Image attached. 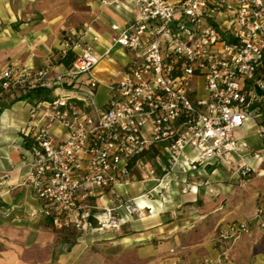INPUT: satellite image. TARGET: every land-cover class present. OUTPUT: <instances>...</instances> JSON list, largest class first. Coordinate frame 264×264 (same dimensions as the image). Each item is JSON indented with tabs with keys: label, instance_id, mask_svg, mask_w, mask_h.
I'll list each match as a JSON object with an SVG mask.
<instances>
[{
	"label": "built area",
	"instance_id": "obj_1",
	"mask_svg": "<svg viewBox=\"0 0 264 264\" xmlns=\"http://www.w3.org/2000/svg\"><path fill=\"white\" fill-rule=\"evenodd\" d=\"M132 4L129 21L111 23L112 44L127 49L131 60L110 76L101 104L95 100L97 80L91 70L110 47L99 54L72 32L60 42V56L74 54L61 72L48 74L47 66L14 59L0 67V90L27 96L38 88L64 90L29 100L28 119L19 127L33 154L22 183H31L41 212L53 224H65L70 213L80 210L74 218L80 225L89 212L78 202V189L128 184L127 174L153 146L165 152L162 172L157 175L156 167L144 162L143 175L155 181L147 192L159 194L171 193L172 180L181 182L182 192L193 187L178 172L223 165L241 180L254 171L248 154L260 158L235 130L253 127L264 138V0ZM120 206L127 214L151 209L128 197L106 206L97 221L117 226ZM250 221L264 229L263 205L247 219L222 224L218 237L233 240ZM228 251L225 247L219 257L226 258Z\"/></svg>",
	"mask_w": 264,
	"mask_h": 264
},
{
	"label": "crops",
	"instance_id": "obj_2",
	"mask_svg": "<svg viewBox=\"0 0 264 264\" xmlns=\"http://www.w3.org/2000/svg\"><path fill=\"white\" fill-rule=\"evenodd\" d=\"M132 14V0H114L108 4L102 0H0V67L14 59L35 68L47 66L48 74L61 72L64 65L60 61V42L66 33L72 32L81 43L89 42L99 54L110 47L91 70L97 85L101 83L105 87L107 96L110 76L127 68L131 60L127 49L112 44L115 31L111 23H126ZM93 34L98 38L93 40ZM112 49L124 59L117 60L110 53ZM57 92L64 90L48 91V97ZM29 100L20 90H0V264H264V229L257 223L250 221L248 230L233 240L220 239L213 228L218 217H223V224H227L247 219L256 206H264L262 156L248 157L260 173L238 180L236 187L230 181L222 182L236 177L229 167L223 166L224 177L213 179L219 180L213 183L215 186L211 179L203 184L197 181L193 170L206 172L204 166L198 165L186 174L178 172L179 177L185 175L193 185L180 196L165 191L147 192L155 182H135L132 168L127 174L128 184H118L116 188L92 187L91 192L78 189V202L89 215L82 218L78 237L60 231L59 228H75L74 218L80 210L70 213L65 224H53L41 212L40 198L31 183H22L33 161L29 143L19 129L28 119ZM240 129L235 130V135L244 138L237 135ZM243 129L256 133L253 127ZM250 147L258 151L264 148ZM126 185H131L128 191L121 189ZM139 185L141 189L137 193ZM174 185L180 188L181 182L172 180L170 187ZM212 191L216 199L210 198ZM128 197L151 209L143 208L139 218L129 225L88 224L89 218L101 217L106 206L117 205ZM186 201L197 207L178 208L180 204L187 205ZM212 201L220 204L211 208ZM221 205L224 209L218 208ZM117 210L121 219L129 218L122 206ZM103 229H109L106 237L101 238L98 232L86 236ZM225 247L229 248L228 256L219 257Z\"/></svg>",
	"mask_w": 264,
	"mask_h": 264
},
{
	"label": "rangeland",
	"instance_id": "obj_3",
	"mask_svg": "<svg viewBox=\"0 0 264 264\" xmlns=\"http://www.w3.org/2000/svg\"><path fill=\"white\" fill-rule=\"evenodd\" d=\"M110 53H111V55H113L119 61L121 59H124V57L120 56V54L117 53L116 51H114V49H112V51ZM101 64H104V62L101 61ZM110 65L111 66L112 65L113 66H116L117 64H110ZM102 74L105 75L106 73H102ZM65 92L66 93H70L71 91L70 90H66ZM105 98H106V89H105V87L101 83H99L97 85L96 89H95V100H96L97 104H101V103H103L105 101ZM237 135H239V136L242 135L247 140V142L249 143V145L250 146H253L254 148L264 147V144H263L264 138L263 137H259L257 135V133H255L251 129L250 130H247V129L241 128L240 131H239V133ZM253 150L254 151H257L259 153V156H262V158H264V148H262L260 151L255 150V149H253ZM164 155H165V152L163 151V147L161 145L153 146L150 149H148L146 152H144L140 156V163H137L133 167V170H132L133 171L132 172V179L135 182H145V181L155 182L154 180H146L144 178V175H143L144 168H143L142 163L149 162V163L153 164L156 167V173H157V175H159L161 173V168H158L157 166L159 165V167H161V163H164L165 162ZM250 155L252 156V154L249 153L248 154V157ZM202 167H203V165H201V168ZM215 167H217L216 168V171L214 173H211V174H210V172L212 171L213 168L212 169H208L206 166H204V168L206 169V172L199 173L200 171H202L201 169L200 170L198 169L197 172H196V170H193L194 171V174L196 175L197 181L200 182L201 184H203L204 183V180H206V179L213 180V179H216V178H221V177H217V176H220V175L224 177L225 176V173L223 171V165H216ZM254 172L255 173L258 172V174L260 173V171H258V169L255 168L254 171L249 176L253 177L252 174ZM184 174H186V173H184ZM238 180H239L238 178L232 177L231 179L228 178L226 181L223 180L222 182H227V181L229 182L230 181L231 185L233 187H236V185L239 184L237 182ZM217 181H219V180H213V181H211L212 182V186H215V185H213V183H216ZM176 187H177V185L171 186V188H172L171 194H176V195L181 194V192H182L181 189L178 188V187L176 188ZM124 188H126L127 191H128V189L131 188V185H126L124 187H121V189H124ZM140 189H141V187L139 185V187H138V190L139 191L137 193L140 192ZM176 190H177V192H176ZM118 192H119V190H118ZM173 192H175V193H173ZM215 194L216 193H214V192L213 193H210V198L211 199H216V195ZM123 195H125V194L123 193L122 196ZM260 197H261V194H259V197L258 198H260ZM197 201H198L197 204H200V200H197ZM185 203L187 204V201ZM218 204H220V201H218V202L212 201V204H211L212 206H210V207L211 208H214ZM185 206H187L186 208H195V207H197V205L196 206H193V205H188V204L187 205L180 204V205H178V208L183 209V208H185ZM218 208L219 209H224V207L222 205H221V207H218ZM123 210H124V208H123ZM141 214H142V211H141L140 214H138L137 212H134V213L128 215L129 216L128 219H126V220L125 219H120L117 226H111V225H109V226H111V227H119L122 224L123 225L124 224L129 225L131 222H133L134 220H136V218H139V215H141ZM92 218H89L90 219V222H91V225H96V226L105 225V224H100L97 221L98 219H95L94 217H92ZM188 219L189 218H187V221H188ZM192 219H194V218L192 217ZM223 222H224V218L223 217L222 218L221 217H218L214 221L213 228L216 230V233H217L218 229L221 227V225L223 224ZM80 227H81V224L80 225H75V228L69 226L67 228H59V229H60V231H62V230L63 231H67L71 237L75 238V237H78L80 235L79 234L80 233V231H79V228ZM108 230L109 229H103L102 231L95 230L94 233H88V234H86V236L93 235V234H96V232H98L97 234H99L101 236V238H103V237H106L108 235ZM216 238L217 237L214 235V240H216ZM218 241H220V240H218Z\"/></svg>",
	"mask_w": 264,
	"mask_h": 264
},
{
	"label": "trees",
	"instance_id": "obj_4",
	"mask_svg": "<svg viewBox=\"0 0 264 264\" xmlns=\"http://www.w3.org/2000/svg\"><path fill=\"white\" fill-rule=\"evenodd\" d=\"M73 57H74L73 52L69 51V52H67V54L60 56V61L63 63V65L68 66L70 64L71 60L73 59ZM48 96H49L48 91L44 90L42 88H38L35 91L28 94V97L30 100L37 99V98H44V97H48ZM25 139H26L27 143H29L28 139L27 138H25ZM164 159H166L165 155H164ZM157 167L161 168V167H159V165ZM206 167L208 169H212L214 166H212L211 164H208V165H206ZM161 172H162V169H161Z\"/></svg>",
	"mask_w": 264,
	"mask_h": 264
},
{
	"label": "bare ground",
	"instance_id": "obj_5",
	"mask_svg": "<svg viewBox=\"0 0 264 264\" xmlns=\"http://www.w3.org/2000/svg\"><path fill=\"white\" fill-rule=\"evenodd\" d=\"M263 173V172H262Z\"/></svg>",
	"mask_w": 264,
	"mask_h": 264
}]
</instances>
